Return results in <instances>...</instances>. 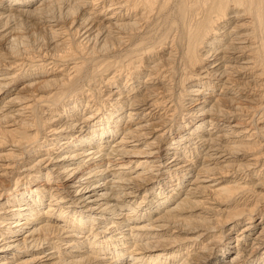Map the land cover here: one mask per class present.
<instances>
[{"label":"bare ground","instance_id":"obj_1","mask_svg":"<svg viewBox=\"0 0 264 264\" xmlns=\"http://www.w3.org/2000/svg\"><path fill=\"white\" fill-rule=\"evenodd\" d=\"M0 264H264V0H0Z\"/></svg>","mask_w":264,"mask_h":264}]
</instances>
